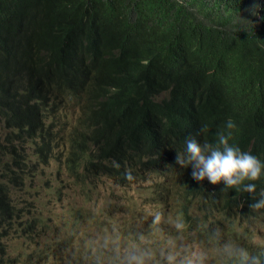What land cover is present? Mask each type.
Returning a JSON list of instances; mask_svg holds the SVG:
<instances>
[{
	"label": "trees",
	"instance_id": "1",
	"mask_svg": "<svg viewBox=\"0 0 264 264\" xmlns=\"http://www.w3.org/2000/svg\"><path fill=\"white\" fill-rule=\"evenodd\" d=\"M20 40L47 50L50 57L44 64H36L39 74L27 84L23 77L11 75L13 62L0 61V92L12 85L11 92L25 87L22 101L16 94L0 97V116L17 121L27 119L25 111L37 115V105H29L31 96L43 103L49 95L38 148L53 142L59 161L66 149L65 167L86 150L72 144L78 137L72 139L75 130L83 122H88L99 162L112 164L113 159L123 158L124 153L117 149L119 143L127 145L132 156L138 153L140 159L148 158L140 164L149 163L153 154L167 153L170 158H163L167 162H161L158 177L163 169L169 170L170 161H176L177 153L169 151L176 146L185 149L191 136L200 143L211 136L217 142V133L231 132L230 145L264 160V0H0V57L7 52V45L15 55ZM61 42H75L86 49L93 57L94 77L105 79L79 80L67 86V52L58 59L55 49ZM110 44L120 51L117 58L106 59L100 52ZM56 93L83 97L76 103L79 115L67 133L60 129L66 108ZM10 98L18 104L14 110L7 103ZM229 120L235 125L232 129L226 127ZM201 128L206 131L197 135ZM1 136L0 155L4 150L16 155L13 148H6L13 143L5 134ZM30 137L28 133L24 139ZM133 165L129 158V167ZM179 167V184L193 182L192 169ZM0 168L14 173L1 159ZM113 169L116 174L120 171L118 165L105 167L111 174ZM196 182L194 187L199 191ZM244 183L256 184L255 198L259 199L264 176L258 182ZM242 192L229 188L213 198L208 193L212 199L208 213L216 212L220 233L231 230L230 225L235 229L244 216H237L234 205ZM205 199L203 195L198 200ZM180 200L176 199L178 205L186 207ZM192 205L187 201V207ZM257 220L261 221L258 214L245 221L251 227ZM220 222L227 226L219 227ZM257 227L264 229V224ZM243 236V248L264 253V243L255 245V236L249 241V231Z\"/></svg>",
	"mask_w": 264,
	"mask_h": 264
},
{
	"label": "rangeland",
	"instance_id": "2",
	"mask_svg": "<svg viewBox=\"0 0 264 264\" xmlns=\"http://www.w3.org/2000/svg\"><path fill=\"white\" fill-rule=\"evenodd\" d=\"M20 28L24 30L25 25L21 23ZM110 35L114 36L113 32ZM23 41L20 40L21 43ZM6 48L7 52L0 57V61L10 64L15 59L14 51L12 46L7 45ZM83 51L85 54L82 59L83 69L91 70L93 57L88 55L86 49H83ZM100 52L106 59L117 58L120 55V51L115 49L113 44L101 47ZM44 54L47 55V61L50 57L48 51L46 50ZM26 58L27 54L24 52L17 60L23 63ZM59 58H63L62 54H59ZM72 68L65 66L66 71H70ZM10 73L12 76H16V73L12 70ZM26 73V77L16 76V78L23 77L24 83L27 84L32 79H36L39 74V68L37 69L35 64ZM58 77L59 79H64V75ZM35 81V83H39V80ZM13 87L14 85L10 86L5 92H0V97L4 98L6 93H8L11 96L16 94L20 99L23 96L25 87L20 91L11 92ZM12 102L14 105L16 104L14 99H12ZM36 102L37 98L31 96L29 105H34ZM62 106L66 108V114L60 118V129L67 133L72 129L73 122L79 115L80 108L78 104L72 105V109L70 106L63 104ZM11 118L14 117L11 116ZM23 128L18 125L16 128L5 129V133L10 134L15 139L11 140L13 145L6 148H13V152L16 155L4 150L3 154L0 155V159L7 163L14 159H20L29 170L31 168L32 173L28 181L26 182L27 177L22 179L24 183L26 182L24 190L32 192L37 188V184H42L46 187L47 190L41 199L44 203L47 201L44 209V219L48 220L49 231L45 234H40L37 231L23 234L19 228L23 225H29L30 220L26 215L17 214V228H14L13 233L6 237L7 231L0 230V264H28L29 262L41 264L42 258H46V256L51 260L49 264H113L115 261L114 254L122 258V260L114 264H123L125 262V264H128V259L132 253L140 257L142 264H169L168 258L170 256L175 258L174 264H185L186 259L193 251L206 253L204 264L235 263L224 254V247L227 244L243 247V227L235 229L234 232L224 230L219 233L215 240L211 241L202 234L195 238L189 233H182L181 235L180 230L175 227L176 222L173 221L156 231L155 236L158 242H151L147 238H142L148 234V229L143 225L142 217L139 218L137 214L126 213L124 204L120 200L114 199V194L121 189L120 186L111 181L114 179L94 176L93 180L79 182L83 185L80 186L76 184L78 183L76 181L78 178L74 177L71 183L77 187H61L60 185H63L64 181L63 177H65L66 183H69L72 178L66 167L61 169L59 163L56 166L53 162L58 160L57 152H46V150L37 149L32 139L26 142L20 141L22 138L19 136L17 138V133L19 129L22 130ZM0 135H2V138L4 134ZM24 137L25 135H23V140ZM66 154V150H64L59 161L62 165ZM32 155L33 158H31ZM8 165L10 168L13 166L12 164ZM15 168H11V170ZM62 171L63 174L61 175ZM153 176L158 178V175L153 174ZM153 176L150 178L152 184ZM17 179H15L14 183L18 185L19 181ZM5 182L3 181L2 184H5ZM154 182L157 183L156 181ZM83 189L87 191L94 190V193L78 197V192ZM24 190L19 193L13 190L12 195L14 197L23 196ZM169 214L173 216L180 215L181 206H173ZM124 228H128V230L126 231ZM162 231H164V236L158 238ZM133 236L137 241H131ZM119 239L128 242V245L125 244L127 248L129 245H133V248H130L128 252L127 248L122 250L120 245L123 242H119ZM253 242L260 247L264 243V237L261 235L255 236ZM119 248L121 251H119ZM37 257H40L41 260Z\"/></svg>",
	"mask_w": 264,
	"mask_h": 264
},
{
	"label": "clouds",
	"instance_id": "3",
	"mask_svg": "<svg viewBox=\"0 0 264 264\" xmlns=\"http://www.w3.org/2000/svg\"><path fill=\"white\" fill-rule=\"evenodd\" d=\"M55 49L57 50V54H62L63 58L64 53L67 52L65 57V66L70 67L69 63L74 64V67L70 70L69 76L65 79L67 86L71 87L79 80L95 81L105 79L102 78L101 75L94 77L95 74L93 68H91V70L83 69L82 59L85 54L83 49L77 47L75 42H61L55 47ZM15 51V59L13 61L15 68H13L12 71L16 73V76H18L21 72L23 73V77H26V71L30 69V66L39 62L43 64L46 62L47 55L44 54L46 50L41 47H31L29 42H20L15 47ZM24 52L27 54V58L24 59V62L22 63L19 62L17 58L20 57ZM63 58L58 57V59ZM86 72H88V74H86ZM29 78L31 77L29 76ZM23 99L24 94L21 97V101ZM7 103L11 106L12 110L17 108L18 104L16 103L14 105L11 98L9 101H7ZM15 118H17V116H15ZM226 127L228 129H232L235 127V125L231 120H229ZM204 131H206V128H201L197 135H200V133ZM90 132L91 130L87 133L86 138L89 139L91 143L92 139L89 137ZM217 137V142L213 141V137L211 136L208 137L203 143H200L195 136L188 137L185 141L186 147L184 151L177 152L176 161L172 160L169 163V171L173 176L179 173V166H181V168L192 169V178L197 181L196 184H201L202 190H206V199L197 200L195 196L200 195L202 191H198L194 187V182H187L179 187H171L172 193L176 199H183V201H180L186 206H181V214L177 216L175 227L180 220H182L183 223L187 221L189 227L185 230L186 233L192 234L194 238L202 234L211 241L215 240L219 236L216 212L208 213L211 211V198L216 195L218 189L213 191L211 198L209 197L208 189H213L215 185L223 183L225 185L224 190L229 188H235L239 192L242 190V198L239 196L237 201L234 202L235 210H237V216L239 217L241 214H244L243 217L255 216L259 214L260 209H264V185L259 193V199H256V184L244 183L245 181L258 182L260 177L264 176V160L261 162L251 153L243 152L238 146L230 145L229 139L231 138V132L227 133V135L224 132H219L217 133ZM29 139H31V137ZM162 139L163 137L161 138V141ZM164 140L167 141L168 139L164 138ZM33 144L35 145V143ZM51 147H53V142L45 147L36 148L42 151L46 150V152H57L55 148L51 149ZM154 159L156 161L154 160L153 162L158 164H160V161L162 163L167 162L165 159ZM2 162L8 164L7 162ZM53 162L57 166L59 160ZM121 162L122 161L119 158L113 160L112 164H110L108 161L102 160L98 167H96L90 180H93L94 176L100 177L108 173V171L105 170V167L118 165L120 170ZM140 166V171L147 172L149 175L144 178L145 180L141 179L142 182L137 186V188L143 187L144 190L150 189L151 191L153 188H151L152 183L150 182V178L153 176V169L151 168L150 163H142ZM130 169L131 168L127 169V172ZM12 171L14 173L17 172L15 174L17 175V180L21 183V186L28 181L29 176L32 173L31 168L29 170L27 167L23 172H18L17 167ZM24 177H27L25 183L22 181ZM63 178L64 181L63 185H60L61 187L66 188L68 186H74L71 181L66 183L65 177ZM128 178L131 179V176ZM14 179L15 177L12 172L7 173L0 168V200L4 201L3 209L5 212L4 216L1 217L0 220L3 221L5 230L7 231L6 237L10 233H13L14 223L10 222L9 219L14 216V212L19 209L17 206L20 203L18 202L19 197H14L12 195L13 190H15V185L13 184ZM3 181H6L5 184H2ZM76 184L83 186L80 183ZM44 191H46V187L41 184L38 185L37 188L31 192V194H33L35 197L41 196ZM159 192H161V189ZM78 193V197H81L86 194L91 195L94 193V190L87 191L86 189H83ZM187 201L193 202V205L187 207ZM201 204L203 208H201ZM187 209L189 210V217ZM204 213L208 214L204 215ZM214 216H216V218ZM124 229L126 231L128 230V228ZM130 231H132V229ZM131 241H135L134 236L132 237ZM119 242H123L120 245L122 250L127 248L128 242H125L121 239H119ZM120 248L119 251H121ZM130 248H133V245L128 246L127 252L130 250ZM135 248H137V246H135ZM224 254L232 259L235 264H249V261H251L252 264H260L258 257H251L247 249L236 245H225ZM114 258L118 262L122 260V258L118 257L117 254H114ZM168 259L169 264H174V257L170 256ZM205 259L206 253L202 251H193L186 259L185 264H204ZM128 264H142V261L135 253H132L128 259Z\"/></svg>",
	"mask_w": 264,
	"mask_h": 264
},
{
	"label": "bare ground",
	"instance_id": "4",
	"mask_svg": "<svg viewBox=\"0 0 264 264\" xmlns=\"http://www.w3.org/2000/svg\"><path fill=\"white\" fill-rule=\"evenodd\" d=\"M56 94L61 104L70 106V107L76 104L78 100H82L83 98V97L75 98V97H72V96H69L63 93H56ZM49 102H50L49 95L47 96L46 101H44L43 103L37 101L36 104L34 105H37L39 109V113L36 115L34 113H31L30 111H25L23 114L27 115V119H20L17 121H12L9 118H4L3 116H0V134H5L9 141L15 140L10 136V134L5 133V129L7 130L8 128H13V127L16 128L19 125L20 128L22 127L24 128L22 130L19 129V132L17 133V138L19 136L22 138L20 141L26 142L27 139L23 140V135L30 133L31 139L34 141L36 147L38 148V139L40 137V130L41 131L43 130V124H42L43 123L42 122L43 113L47 110ZM77 128L78 129L75 130L74 137L72 139L75 140L77 135L78 137L76 138L74 142L73 141L71 142H73L72 144L80 145L82 147L86 146V150L83 152L82 155L77 153V155L75 156V159L66 166V169L68 170L72 178L69 181H72L74 179V177L71 174L77 176V178L80 181H83L84 179H87V181H89L92 178V175L94 174L96 167H98V165L101 163L98 161L99 153H98L97 147L94 146L92 143H90V141L87 140L86 138L87 133L90 131L88 122H83L82 125L80 124ZM59 144H60V141H59ZM117 149L122 151L125 157V159L124 157L120 158L122 161L120 165L121 171L119 172L117 170L119 173L116 174L115 173L116 169H113L114 171H112V174L108 172L103 177L105 179L107 178L114 179L111 181H113L114 184H117L118 186L121 187V189H119L114 194V199L120 200L124 204L126 213L137 214L139 218L142 217L143 225L148 229V234L142 238H147L151 242H158L155 236L156 231L159 230L161 227H165L167 223L177 221V216L170 215L169 212L171 211V208L173 206L180 207L171 189V187L181 186V184H179L178 177L176 174L173 176L168 169H163L160 177L157 178V176H153V184L151 187L153 188V190L151 191L150 189L144 190L143 187L137 188V186L142 182L140 178L144 179L145 177L149 175L147 174V172L140 171L141 161L147 160L148 158L145 157V158L140 159L138 153L133 154L132 156V153L130 152L129 147L125 145L124 143L117 144ZM183 151H184L183 148L176 146L174 147V149L170 150L169 152L176 154L177 152H183ZM166 154L167 153L162 154V155L153 154L150 157L149 163H150L151 168L153 169V174L157 175L158 173L161 172V168H160L161 161H160V164H158V163H154L152 160L154 158H160V159L170 158V156ZM135 155H138V157H135ZM31 158H33V155L31 156ZM129 158H132V160H134V165L127 172V169L130 168ZM31 162H34V161H31ZM8 164L13 165L11 168H15L17 166L18 172H23L26 170V165L23 162H19V159L11 160L8 162ZM59 164L61 165V169H64L65 164L62 165L60 162ZM63 171L60 173L61 175L63 174ZM7 173L9 172L7 171ZM15 173H13L14 177L17 178V175ZM129 176H131V179L128 178ZM156 179H158L157 183L154 182ZM191 181L192 180L190 179L188 182H191ZM194 181L195 180H193V182ZM14 182L15 181L13 180V184L15 185V192L19 193L20 191L24 190L25 184L21 186L20 182L18 185L15 184ZM59 184H60V181H59ZM36 186H38V184ZM224 188H225V185L223 183H220V184L215 185L213 189H208V193H213L214 190L218 189L216 193L217 195L220 192H222ZM160 189H161V192H159ZM198 189L199 191H202V193L200 195L195 196L197 200L199 199V197L206 195V190H202L201 184H199ZM23 192H24V195L19 196L18 198V202L20 203L17 207H19V209L16 210L14 212V216H12L9 219L10 222H13L14 228H17L16 224L18 223L17 222L18 220L16 216L17 214L21 213L27 216V218L30 220V223L29 225L21 226L19 228L20 232H22L23 234H27V233L35 232V231L39 232L40 234L47 233L49 231V225L47 224L48 220L44 219V209L47 204V201L44 203L41 199V196L44 197V193H42L41 196L35 197L33 196V194H31L30 190L29 191L24 190ZM127 195L128 197H126ZM3 204H4V201L0 200V218L3 217L5 214L4 209H3ZM248 218L249 217H243V216L240 217L239 220L236 222L235 229L239 227H243L244 232L249 231L250 237H251L249 241H252L253 239L252 237L257 235L256 233H259L260 235L264 234V229H258L257 227L258 224H264V213L258 214V219H260L261 221L257 220L254 223L251 222L253 224L251 227L248 226V221H245V220H248ZM50 223L53 224L52 221H50ZM220 224L222 225L219 227L227 226L223 222H220ZM188 227H189L188 224L186 222L183 223L182 220H180L176 225V228L180 230L181 235L182 233H186L185 230ZM230 228L234 232L235 229H233L231 225H230ZM0 230L5 231L4 223L2 220H0ZM218 231L220 233V229H218ZM163 236H164V231H162L158 235V238H162ZM135 241H137V239H135ZM249 254L251 257H258L259 260L262 259L263 261L260 262V264L264 263V253H262L261 251L249 252ZM44 256H46V254H44ZM37 258L41 260L40 257H37ZM49 261L51 260L48 259V257L46 256V258H42L41 264H49ZM117 262L118 261L115 260L113 264ZM251 263L252 262L249 261V264ZM28 264H32V263L29 262Z\"/></svg>",
	"mask_w": 264,
	"mask_h": 264
}]
</instances>
